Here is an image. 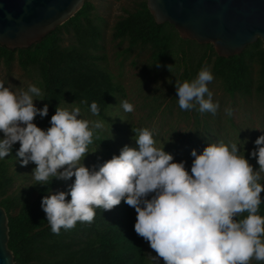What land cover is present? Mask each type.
<instances>
[{"label": "clouds", "instance_id": "clouds-1", "mask_svg": "<svg viewBox=\"0 0 264 264\" xmlns=\"http://www.w3.org/2000/svg\"><path fill=\"white\" fill-rule=\"evenodd\" d=\"M213 79L203 67L194 79L175 81L180 108L215 115L220 104L208 87ZM6 81L0 78V159L19 142L16 155L22 165L35 163L34 181L74 177L67 191L41 198L52 232L73 228L77 221L92 222L98 208L110 210L123 200L135 209L134 230L155 251L154 264H161V258L163 264L264 262V215L259 211L264 203V132L249 152L258 168L244 155V141L217 140L199 153L191 149L189 170L185 160L176 161L164 149V140L157 146L147 127L133 128L136 146L125 144L119 154L90 167L82 161L96 150L97 144L90 145L103 121L83 118L80 106L73 104L57 106L50 125L42 128L34 122L37 114L48 113L47 103H34L45 98L42 87L31 83L14 90ZM120 103L124 111H134L129 101ZM89 110L98 116L99 103L93 100ZM225 112L231 115L232 109Z\"/></svg>", "mask_w": 264, "mask_h": 264}, {"label": "trees", "instance_id": "trees-1", "mask_svg": "<svg viewBox=\"0 0 264 264\" xmlns=\"http://www.w3.org/2000/svg\"><path fill=\"white\" fill-rule=\"evenodd\" d=\"M103 22L94 2L85 0L73 16L40 41L24 48L0 45V63L10 66L16 61L22 70L36 76L45 94L37 107L48 104L46 115L34 117V122L42 128L50 125V117L57 106L70 103L90 112L89 105L96 100L100 106L96 116L107 126L96 130L92 145L97 144L103 155L112 156L119 154L125 145L121 136L126 125L120 123L121 116L114 115V108L120 107L125 93L101 63L105 57ZM111 38L126 42L124 50L138 46L147 48L149 59L144 68L148 71L159 70L171 60L170 53H173L182 67L174 86L175 81H190L201 68L208 67L223 93L264 96V46L260 39L247 45L240 54L219 56L210 43L199 44L180 37L169 22L157 24L146 0H135L134 6L115 20ZM190 42L202 48L196 57L188 54L186 48L189 49ZM169 93L173 100L177 97L176 89L172 88ZM83 99L88 103H81ZM175 101L178 104V97ZM163 105V101L156 102L152 112ZM186 113L198 123L205 112L194 108ZM202 123L209 126L205 118ZM18 147L16 142L11 152L0 159V205L8 215V246L13 251L15 264H149L144 238L134 230L135 209L123 200L110 210L98 208L92 222L77 221L73 228H61L58 234L52 232L41 207V198L50 192L67 191L70 186L67 180L74 177L67 180L54 177L47 184L34 181L35 164L22 165L19 162L22 158L16 155ZM251 149L244 154L258 168L256 158L249 155ZM63 181L65 186H61ZM261 196L264 198V189ZM259 211L264 215V203Z\"/></svg>", "mask_w": 264, "mask_h": 264}, {"label": "rangeland", "instance_id": "rangeland-1", "mask_svg": "<svg viewBox=\"0 0 264 264\" xmlns=\"http://www.w3.org/2000/svg\"><path fill=\"white\" fill-rule=\"evenodd\" d=\"M92 1L95 4L97 14L104 19L102 43L105 57L101 63L112 73L114 80L124 88L125 97L122 100H127L134 105L132 112L124 111L121 104L120 107L114 108V115L121 116L120 123L126 125L121 136V140L125 144L136 146L133 128L147 127L153 131L157 146L164 140V149L172 153L176 161L185 160L188 169H190L193 160L191 149L195 148L199 153L211 141L223 140L226 143L237 140L244 141L245 151L256 147L255 138L264 132L263 95L256 96L255 93H252L249 96L237 94L230 96L223 93L218 81L213 79L209 82L208 87L213 93V100L219 102L220 108L215 115L206 111L197 123L193 116L190 114L187 116L186 110L180 108L175 101L177 97L173 100L172 94L169 93L172 88L176 89L173 82L182 71V67L179 66L173 53H170L171 60H167L163 67L156 71L149 69V72L144 68L149 59L147 48L138 46L124 50L127 46L126 42L120 43L118 40H112V25L120 15L125 13V10L134 6L135 0ZM195 46L196 44L193 42L187 46L189 49H194L190 51L186 48L189 56L196 57L200 53L202 48ZM0 78L7 80L6 86H12L14 90L27 88L31 83L38 85L36 76L22 70L16 61L10 66L0 63ZM160 101L165 102V105L152 112L153 106ZM34 103L37 105L39 99H34ZM72 106L73 104L64 103L62 107L71 108ZM228 107L232 109L231 115H227L225 112ZM81 116L92 121L101 120L83 109H81ZM203 118L209 122L208 127L203 125ZM103 124V128H105L107 125L105 122ZM0 134L3 136L2 132ZM168 136L170 139L166 140ZM91 147L95 146L90 145ZM110 157L106 154L103 155L100 148L96 147L95 151L85 155L82 162L86 166L94 167ZM261 175L264 176V173ZM72 180L73 178L67 180L70 185ZM15 182L17 183L18 179ZM65 185L66 182H61V186ZM144 245L149 264H154L152 255H156L155 251L150 248L145 239ZM161 264H163L162 258ZM249 264L260 263L252 259Z\"/></svg>", "mask_w": 264, "mask_h": 264}, {"label": "water", "instance_id": "water-1", "mask_svg": "<svg viewBox=\"0 0 264 264\" xmlns=\"http://www.w3.org/2000/svg\"><path fill=\"white\" fill-rule=\"evenodd\" d=\"M85 0H0V45L24 48L73 16ZM157 24L169 22L182 38L210 43L219 56L240 54L260 39L264 0H146ZM8 215L0 205V264H15Z\"/></svg>", "mask_w": 264, "mask_h": 264}]
</instances>
